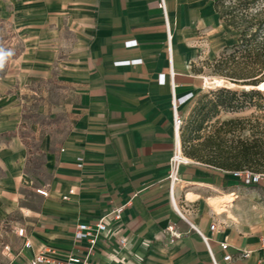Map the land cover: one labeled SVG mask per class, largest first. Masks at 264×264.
<instances>
[{
	"label": "crops",
	"instance_id": "obj_1",
	"mask_svg": "<svg viewBox=\"0 0 264 264\" xmlns=\"http://www.w3.org/2000/svg\"><path fill=\"white\" fill-rule=\"evenodd\" d=\"M161 1L0 0L9 35L0 40V233L12 247L10 256L0 247V264L85 255L78 225L122 206L120 221L107 217L96 264H214L209 248L219 264H264V189L187 156L170 194L182 146L174 99L184 117L204 84L194 62L227 28L217 0ZM55 64L62 102L47 104L52 121L24 125L23 82ZM171 225L182 234L174 243ZM17 227L30 249L21 251Z\"/></svg>",
	"mask_w": 264,
	"mask_h": 264
},
{
	"label": "trees",
	"instance_id": "obj_2",
	"mask_svg": "<svg viewBox=\"0 0 264 264\" xmlns=\"http://www.w3.org/2000/svg\"><path fill=\"white\" fill-rule=\"evenodd\" d=\"M254 0H238L226 6L217 0L221 18L228 26L240 31L238 41L227 47L218 62L233 73L226 75L234 82L259 87L264 83V7L253 13ZM239 72V73H238ZM243 79V81H239ZM264 97V90L237 91L220 88L199 99L198 105L181 130L182 148L186 156L225 171L251 169L264 172V137L254 131L245 138V119L210 123L222 111L238 112L252 105L255 97ZM258 105V104H256ZM211 127L208 133H204Z\"/></svg>",
	"mask_w": 264,
	"mask_h": 264
},
{
	"label": "rangeland",
	"instance_id": "obj_3",
	"mask_svg": "<svg viewBox=\"0 0 264 264\" xmlns=\"http://www.w3.org/2000/svg\"><path fill=\"white\" fill-rule=\"evenodd\" d=\"M222 1L227 7L233 5L234 3H238V0ZM251 6L252 10L250 11H253V13H255L256 10H261L264 7V0H254V3H252ZM225 24L227 28L225 34L219 37L216 36L214 39L205 42V44H203V47L201 48L199 56L194 62V67L198 74L202 77V81L204 84L199 89L193 105L189 109H187L184 114L185 125L188 122L190 116L193 114L195 108L197 107L199 99L206 94H210V92L212 91H216L223 87L240 92L249 91L252 89L260 90L261 92H263L264 90V88L260 89L255 86L247 88V85H242L234 82L233 79L226 76L229 74L231 75L233 73V70H229L224 65L218 66L217 62L223 56L231 53L230 51H228L225 54L224 52L226 48L234 45L238 41L240 36V31L228 26L226 22ZM7 35L8 32H6V30L3 29L2 25H0V40H6L8 38ZM212 44L215 45V51H213V54L211 55V53L209 54V51ZM0 54H2V52H0ZM6 54L9 55V53ZM60 67L61 65L55 64L54 68H50L48 72L46 71V69H40L42 72L39 73V76L33 79L29 78L27 81L23 82V93L22 96H19V99H21L22 103L24 125H27V123L30 124L31 122L46 124L48 121H52L53 118L50 117L51 113H48L47 104L49 102H62V96L59 90V88L61 87V84L59 83V74L61 72ZM0 71H3L2 67ZM214 78L223 79L224 83L222 82L221 85H217L216 83H213L212 79ZM206 79H208L209 81L208 84H206ZM239 81H243V79H239ZM11 97L12 99L14 98V96ZM236 118L245 119V125L247 127L246 130L242 133L243 137L252 138L254 131L258 130L259 132H257L256 134L264 137V97H255L252 105L250 104L246 106V108L241 111H222L218 117L213 119L210 125H215L217 121H225ZM210 130L211 127L204 133H208V131Z\"/></svg>",
	"mask_w": 264,
	"mask_h": 264
},
{
	"label": "built area",
	"instance_id": "obj_4",
	"mask_svg": "<svg viewBox=\"0 0 264 264\" xmlns=\"http://www.w3.org/2000/svg\"><path fill=\"white\" fill-rule=\"evenodd\" d=\"M160 7H164V1L162 0L159 3ZM139 62V61H133ZM174 130L177 137L181 135L182 127L185 123L184 117L181 115L179 111V106L177 100L174 99ZM191 159H189L183 152V148L181 144L178 142L175 145L174 155L170 160L171 171L169 174L170 180V194L173 197L174 188L176 183L180 180V169L183 165L190 164ZM231 176L242 183L243 185L250 186V187H259L264 189V172H256L251 169H242L237 171H231ZM36 192L40 195L47 197L49 195V191L45 188H38ZM74 191H71L73 193ZM67 199V197H65ZM125 206L116 207L111 209L110 213L100 218L95 224H87L82 223L78 225L76 231V240L83 241L86 240L89 242L90 247L88 249L87 254L85 255H69L65 259L57 260L53 257V253L50 251H42L36 255H34L31 259H29L28 264H96L92 259V251L102 233L108 230V221L107 217L113 219L114 221H120L122 218L123 210ZM185 218V217H183ZM6 224L0 223V229H4ZM211 230L216 229V224H212L210 227ZM167 234L169 235L170 243H174L177 239L182 237V234L176 229L175 226L171 225L166 229ZM204 242L209 247L210 238L205 236L201 231H199ZM15 233L17 236L24 240L23 248L21 251L25 249H30L32 247V242L28 238L27 231L25 228L17 227L15 228ZM127 240L124 238L120 239V244L123 248L127 246ZM0 247L2 248V253L10 256L12 253V247L10 244L6 243L4 240V235L0 233ZM221 247L223 250H228L229 244L228 243H221ZM210 250V255L213 259L214 264H219L214 258V255ZM21 253V252H20ZM249 256V252H246L242 255V257L247 258ZM233 259V256L227 253L224 256V260L229 262Z\"/></svg>",
	"mask_w": 264,
	"mask_h": 264
},
{
	"label": "bare ground",
	"instance_id": "obj_5",
	"mask_svg": "<svg viewBox=\"0 0 264 264\" xmlns=\"http://www.w3.org/2000/svg\"><path fill=\"white\" fill-rule=\"evenodd\" d=\"M213 80V83H216L217 85H221L222 84V82L224 81L223 79H220V78H214V79H212ZM226 82V81H225ZM209 83V81H208V79H206V84H208ZM224 83V82H223ZM230 87V86H229ZM248 88V87H247ZM250 88V87H249ZM258 88H260V89H263L264 88V83L262 84V85H260Z\"/></svg>",
	"mask_w": 264,
	"mask_h": 264
},
{
	"label": "clouds",
	"instance_id": "obj_6",
	"mask_svg": "<svg viewBox=\"0 0 264 264\" xmlns=\"http://www.w3.org/2000/svg\"><path fill=\"white\" fill-rule=\"evenodd\" d=\"M0 67H2V63H0Z\"/></svg>",
	"mask_w": 264,
	"mask_h": 264
}]
</instances>
